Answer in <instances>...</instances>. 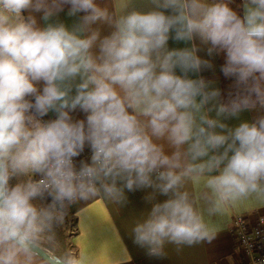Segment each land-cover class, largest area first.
I'll list each match as a JSON object with an SVG mask.
<instances>
[{"label":"clouds","instance_id":"1","mask_svg":"<svg viewBox=\"0 0 264 264\" xmlns=\"http://www.w3.org/2000/svg\"><path fill=\"white\" fill-rule=\"evenodd\" d=\"M149 3L0 0V264H45L80 201L144 193L132 242L163 260L212 236L194 181L210 212L264 199V0Z\"/></svg>","mask_w":264,"mask_h":264},{"label":"crops","instance_id":"2","mask_svg":"<svg viewBox=\"0 0 264 264\" xmlns=\"http://www.w3.org/2000/svg\"><path fill=\"white\" fill-rule=\"evenodd\" d=\"M98 3L117 15L124 14L131 7L147 10L150 6L149 0H98ZM62 18L71 23L63 14ZM107 31L105 29V33ZM170 46L177 45L170 41ZM215 64V73L205 72L204 75L217 80V86L221 87L218 58ZM254 115L245 113L242 119L251 120ZM229 123L235 124L237 121ZM204 183L202 178L189 187L195 206L212 233L210 239L184 247L179 253L169 245L166 249L167 259L149 258L131 238L132 225L149 206L142 199L144 193H127L129 203L123 207L102 197L70 206L75 219L70 237L73 257L82 259L83 264H243L245 257L236 238L230 233V225L236 215L247 216L251 222H255L258 216H264V199L252 194L245 199L220 203L215 211L210 212L207 202L210 197L204 190Z\"/></svg>","mask_w":264,"mask_h":264},{"label":"built area","instance_id":"3","mask_svg":"<svg viewBox=\"0 0 264 264\" xmlns=\"http://www.w3.org/2000/svg\"><path fill=\"white\" fill-rule=\"evenodd\" d=\"M87 149L85 155H87ZM264 216H258L255 222H251L247 216H234L230 225V233L236 238L238 245L245 257L243 264H258L264 260ZM260 235L257 236L256 233ZM247 238L248 246L244 239Z\"/></svg>","mask_w":264,"mask_h":264},{"label":"rangeland","instance_id":"4","mask_svg":"<svg viewBox=\"0 0 264 264\" xmlns=\"http://www.w3.org/2000/svg\"><path fill=\"white\" fill-rule=\"evenodd\" d=\"M73 217L74 216L69 207L63 213L59 225L55 228L52 241L48 245L43 246L44 248L60 257H62L63 254H68L72 257L74 256V252H72L74 249L70 244V237L74 231L73 223H75V219Z\"/></svg>","mask_w":264,"mask_h":264},{"label":"water","instance_id":"5","mask_svg":"<svg viewBox=\"0 0 264 264\" xmlns=\"http://www.w3.org/2000/svg\"><path fill=\"white\" fill-rule=\"evenodd\" d=\"M41 258H45L47 257L48 259H45V262H47L48 264H59V259L61 258L60 256L54 254L53 252H51L50 250L44 248L42 246L41 248Z\"/></svg>","mask_w":264,"mask_h":264},{"label":"trees","instance_id":"6","mask_svg":"<svg viewBox=\"0 0 264 264\" xmlns=\"http://www.w3.org/2000/svg\"><path fill=\"white\" fill-rule=\"evenodd\" d=\"M240 3V0H234V3L231 5L233 8H236V6ZM218 58V62H219V67L220 65L223 63V59L222 57H217ZM221 74V73H220ZM221 88L222 89H227L230 81L225 80V78L221 75Z\"/></svg>","mask_w":264,"mask_h":264}]
</instances>
